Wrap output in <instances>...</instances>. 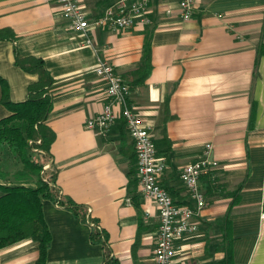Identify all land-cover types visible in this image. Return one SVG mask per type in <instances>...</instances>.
<instances>
[{
	"label": "crops",
	"instance_id": "1",
	"mask_svg": "<svg viewBox=\"0 0 264 264\" xmlns=\"http://www.w3.org/2000/svg\"><path fill=\"white\" fill-rule=\"evenodd\" d=\"M78 1L92 24L87 35L71 30L55 0H0V29L17 38L0 42V78L10 101L25 102L37 81L15 66V49L43 59L57 86L47 121L55 140L41 164L55 174L54 194L64 206L43 201L51 233L46 264H154L159 213L138 194L125 123L119 116L103 135L86 128L109 102L95 73L101 61L129 85L128 104L165 161L161 184L176 205L194 207L180 172L211 147L217 165L199 183L206 206L198 231L176 242L177 260L219 264L226 244L217 221L228 214L233 263L264 264V0H195L187 21L175 1L152 0L151 23L127 30L93 25L110 0ZM147 35L151 72L134 86ZM10 114L0 86V120ZM9 183L0 177V186ZM94 230L104 244L91 243ZM38 254L37 244L24 240L0 250V264H35Z\"/></svg>",
	"mask_w": 264,
	"mask_h": 264
},
{
	"label": "trees",
	"instance_id": "2",
	"mask_svg": "<svg viewBox=\"0 0 264 264\" xmlns=\"http://www.w3.org/2000/svg\"><path fill=\"white\" fill-rule=\"evenodd\" d=\"M16 36L9 29H0L1 41H16ZM15 66L27 74L36 75L37 81L28 87V98L25 102L14 104L9 99L7 83L0 78L2 104L11 113L0 120V177L9 184L0 186V250L13 246L24 240H31L38 246V258L35 264H46L51 246V233L43 216V201L57 203L56 195L49 185L43 181L41 172L43 165L32 159V153L41 151L49 154L55 140V133L47 121L53 109L56 81L45 67L43 59L21 57L15 49ZM151 72L150 36L147 35L143 47L142 58L135 71L132 72L133 85L144 84ZM134 147V145H133ZM135 150V148H134ZM136 157V152H135ZM10 174V176L8 175ZM51 180L54 183L55 174ZM10 177V179H8ZM237 202V200H235ZM60 206L64 204L60 203ZM67 208L75 217L86 223L85 215H81L80 207L72 205ZM264 210V195L263 206ZM228 214L218 219L226 247L224 258L219 264H234L231 240L229 237L230 222ZM98 231L91 233V243L104 244ZM222 249V248H220ZM105 264H119L109 259Z\"/></svg>",
	"mask_w": 264,
	"mask_h": 264
},
{
	"label": "built area",
	"instance_id": "3",
	"mask_svg": "<svg viewBox=\"0 0 264 264\" xmlns=\"http://www.w3.org/2000/svg\"><path fill=\"white\" fill-rule=\"evenodd\" d=\"M70 28L76 33L87 35L92 24L78 0H55ZM111 4L103 15L93 23L96 27L109 30H127L138 24L149 25L150 3L152 0H110ZM178 4L182 20L191 19L195 9V0H170ZM170 14V11L166 12ZM86 46H92L91 39H86ZM96 75L106 85L108 104L102 112L86 122V128L96 135H103L119 118L125 123L128 136L136 152V178L138 194L142 200L153 203L159 213V227L154 249V264H186L177 260L179 248L176 242L198 231V218L206 203L200 190L201 177L208 175L217 165L211 159V147L207 146L204 156L197 162L185 166L180 172V180L188 190L194 207L176 205L162 186L161 180L166 169L165 161L157 157L155 146L148 129L128 104L129 85L118 76L113 67L101 61L95 69ZM119 108V114L116 112ZM49 165H44L41 177L54 189L51 176H47ZM60 199L56 206H60ZM128 204L130 201L128 200ZM91 211L87 210V219ZM264 219V213L261 216ZM87 223L98 229L91 221Z\"/></svg>",
	"mask_w": 264,
	"mask_h": 264
},
{
	"label": "rangeland",
	"instance_id": "4",
	"mask_svg": "<svg viewBox=\"0 0 264 264\" xmlns=\"http://www.w3.org/2000/svg\"><path fill=\"white\" fill-rule=\"evenodd\" d=\"M47 156L45 153L41 152V151H35L32 153V159L36 162H39V163H46L47 162ZM52 173L48 170L47 172V176H50ZM51 191L54 193V189L51 188Z\"/></svg>",
	"mask_w": 264,
	"mask_h": 264
}]
</instances>
